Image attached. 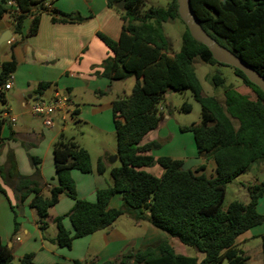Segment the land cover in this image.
<instances>
[{"label": "trees", "instance_id": "1", "mask_svg": "<svg viewBox=\"0 0 264 264\" xmlns=\"http://www.w3.org/2000/svg\"><path fill=\"white\" fill-rule=\"evenodd\" d=\"M56 0H14L17 13L10 15L15 33L21 35L24 22L33 16L32 33L37 31L40 15L50 12L54 18L77 22L85 21L78 13L66 14L47 5ZM120 1H125L119 9ZM108 6L120 13L123 27L115 41L99 33L98 37L109 48L112 56L103 64L102 76L110 81L135 79L132 93L112 103L113 121L117 139L120 166L111 172L112 185L96 192L94 202L79 199L73 170L84 174L93 172L89 152L74 139L61 134L53 146L58 185L47 194L39 181V159L31 157L35 167L33 177L19 173L12 153L7 155L6 166L0 165V177L13 188L18 205L31 196L30 207L39 216L42 230L48 228L49 211L63 194L74 201L66 216L57 217L55 243L71 248L76 239L90 236L112 226L124 215L136 223L148 222L153 228L165 232L185 246L193 247L196 257L177 254L168 241L156 246L137 249L115 261L103 264H249L245 252L236 240L245 232L264 223L257 211L264 196V182L246 185L249 203L235 201L224 210L227 186L239 176L248 173L255 164L264 163V92L248 80L245 74L218 63L209 49L192 38L185 25L182 46L178 53H168V41L163 24L180 20L177 0L167 8L151 7L143 11L144 0H107ZM192 7L203 29L222 46L250 64L264 77V0H191ZM6 0L0 5V22L9 11ZM220 65L233 69L244 85L253 90L256 101L241 95L233 85H226L221 73L212 76L215 87L223 89L224 103L216 97L203 94L196 75L195 62ZM16 69L15 59L2 64L0 87ZM48 85L41 84L39 90ZM190 91L202 108L200 124L181 127L183 133L194 135L197 153L216 164V176L204 173L206 163L183 171L182 160L170 157L155 158L147 153L158 147L154 142L141 145L144 138L155 131L163 120L160 105L169 92ZM0 104H7L0 91ZM184 112L192 110L184 103ZM0 109V148L5 139L3 128L7 124ZM78 113V111H76ZM238 123V127L235 126ZM158 166L163 174L157 177L145 169ZM106 165L97 163V173L103 175ZM201 173V174H200ZM0 193L6 194L0 184ZM121 194L123 205L109 209L111 198ZM14 210V207L11 206ZM68 219L71 228L66 227ZM16 228L18 224L15 223ZM262 255L264 264V236ZM34 254H26L19 264H33ZM11 248L0 238V264H13ZM75 264H82L78 261Z\"/></svg>", "mask_w": 264, "mask_h": 264}, {"label": "crops", "instance_id": "2", "mask_svg": "<svg viewBox=\"0 0 264 264\" xmlns=\"http://www.w3.org/2000/svg\"><path fill=\"white\" fill-rule=\"evenodd\" d=\"M6 1L5 7L9 14H6L0 22V38L6 31H9L12 37L9 42L0 45V73L3 63L10 62L12 57L16 62L15 71L6 78V84L12 83L11 90L3 91L2 86L0 87V91L6 95L7 104H9V99L6 93L14 89L27 98V102H23L24 107L31 100H35L34 106L37 103L46 102L44 97L50 90L52 94L47 100L48 102L56 94L65 95L68 98L65 92L69 94L70 98L68 99L69 108L67 111L56 113L52 127H46L43 124V119L38 117V124L29 123L31 124L30 129L16 128L15 124L19 117L26 113L22 112L20 116H17L13 114L12 107H0L4 112L2 116L7 121L2 132L5 141L0 148V165L6 166L7 156L5 153L8 149V154L14 155L19 173L23 176L33 177L36 169L31 163V157L39 159L40 164L37 166L40 173L39 181L44 193L47 194L52 187L59 184L53 146L61 134L65 135L60 120L66 123L68 115H71L74 120L76 119L74 117L80 114L79 103L74 99L76 90L81 89L94 94L97 106L109 108L111 111L114 100L127 98L131 95L128 94V90L121 92L116 87V81H110L102 76V64L112 56V53L98 37V34L101 33L117 41L121 35L123 21L120 13L108 6L107 0H56L54 4H49L47 7L66 14L78 13L85 18V21L77 22L54 18L50 12H43L35 33H32L34 17L31 16L24 22L22 34L19 35L15 33V25L10 18V15L17 13L16 4L14 0ZM0 5H2V0H0ZM131 80L133 81L129 88L132 91L136 81L135 79ZM41 84L48 86L44 90H39ZM234 87L251 101L257 100L253 90L243 83ZM219 101L221 102V100ZM221 103H224V96ZM162 114L163 120H167L168 117L164 116V113ZM5 115L15 117L16 122H10ZM235 126L238 127L237 122H235ZM7 128L8 135L5 136ZM100 131L102 132V130ZM114 132L116 134L115 126ZM155 132L149 133L141 145L155 142ZM24 135L26 137H22ZM79 145L91 155L93 172L84 174L73 170L71 176L76 184L78 198L94 202L97 190L112 185L110 172L114 167H117L116 163L119 162L117 151L111 154L104 149L95 162L90 148ZM152 151L147 154L155 158L162 157L155 155ZM195 158H200L202 163H206V169L201 173H204L208 178L216 176L214 161L206 162L198 154L190 159ZM187 159L183 157L177 160L187 162ZM99 160H102L106 165V172L103 175L97 173ZM145 170L157 177L163 174V169L158 166ZM242 178L246 180L238 181V179L235 182H239L243 198L241 201H235L248 204L250 199L246 185L264 182V163L255 164ZM1 185L6 194L0 193V238L3 244L12 249L14 258L17 255L20 259L31 253L34 254L33 264H75L76 261L82 263V259L86 260L90 256L92 264H103L107 261H115L137 249L156 246L161 241H168L177 254L189 256L182 246L183 244L178 243L177 239L171 238L166 233L160 235L155 228L148 227L146 233L138 234L144 223L148 222L136 223L132 221L133 225V223L121 221L122 217L107 229L76 239L71 248L59 247L55 243L57 228L54 220L57 217L66 216L73 208L74 201L63 194L59 203L49 211L48 228L42 230L36 210L30 207L32 196L22 205H18L19 202L13 188L4 183ZM122 205V195L116 194L109 201L108 208L119 209ZM11 206L14 207V210L11 209ZM18 210L21 215L18 214ZM257 211L264 216V196L258 202ZM15 223L18 224L17 228ZM64 223L67 228L72 229L67 218ZM262 236H264V223L245 232L236 240V245L249 258V264H263ZM65 249H68L69 253L64 251ZM82 251H84L83 254Z\"/></svg>", "mask_w": 264, "mask_h": 264}, {"label": "rangeland", "instance_id": "3", "mask_svg": "<svg viewBox=\"0 0 264 264\" xmlns=\"http://www.w3.org/2000/svg\"><path fill=\"white\" fill-rule=\"evenodd\" d=\"M171 1L172 0H144L142 9L143 11H147L151 7L167 8ZM163 31L168 41V53L170 55L178 53L182 46V34L185 31V25L183 22L177 19L173 22L165 23L163 24ZM195 70L201 84L203 94L210 97H216L221 100V102H223V89L214 86L212 82V76L214 74L221 73L227 86L233 85L238 87L242 84V81L235 76L233 69L230 67L206 65L201 63L199 60H196ZM132 81L133 80L131 79L116 81V87H118L121 92L123 90H128L127 92L130 95L132 91L129 86L132 85ZM6 94L9 99V104H0L1 108H9L10 106V108L12 107L13 114L17 116H20L22 112L26 113V115L19 117L18 122L15 124L16 128L30 129V122L38 124V116H35L32 112L35 100H31V102L24 107L23 102H27V98H24V96L17 89L7 92ZM51 94L50 90L45 95L44 98L46 102H48L47 100L51 97ZM65 94L68 96V99H70L69 94L66 92ZM62 96L65 97V95ZM74 99L79 103L78 107L80 109V114L74 117L76 118L74 119L75 121L72 119L71 115H68L69 117L66 123L60 120L62 122L61 124H63L65 137L68 139L74 138L78 144L90 148L94 161L98 159L104 149L111 154L114 151H117V139L114 132L112 111L109 108L97 106L98 103L96 102L94 94H90L89 92L81 89L76 90V93H74ZM184 103L191 105L192 110L190 112H184L181 110ZM160 109L162 110V113H164V116L168 117V119L163 120L160 126L155 130L156 132L154 135L156 136V139L154 143H156L158 147L153 149L152 152L155 155L173 157L176 160L183 157L188 158L187 162L192 160L190 158L198 154L194 135L191 132L183 133L181 131V127L201 123L202 108L200 104L194 100L190 91H185L183 93L169 92L165 101L160 105ZM100 130H102V132ZM7 135L8 128L5 136ZM22 137H26V135ZM6 152L7 153L5 154L7 156L8 149ZM116 165L120 166V162H117ZM242 176L243 175L239 176L232 182V184L228 185L224 209H227L231 202L235 200H242L243 192H240L239 182H235L238 179V181L246 180L245 178L243 179ZM0 182L4 183L2 177H0ZM18 214L21 215L20 211ZM121 221L133 223L134 225V222H132L133 220L127 215L122 216ZM148 227L151 228L152 225L150 223H144L138 234L146 233ZM158 231L160 235H164L165 233L160 230ZM182 246L185 248V251L189 256L196 257L198 255L193 247L185 245ZM64 251L68 252L69 250L65 249ZM83 252L84 251H82V254ZM92 263V258H90V256L87 257L86 260L82 259V264ZM13 264H19V258L17 255H15ZM223 264L228 263L227 261H224Z\"/></svg>", "mask_w": 264, "mask_h": 264}, {"label": "water", "instance_id": "4", "mask_svg": "<svg viewBox=\"0 0 264 264\" xmlns=\"http://www.w3.org/2000/svg\"><path fill=\"white\" fill-rule=\"evenodd\" d=\"M177 3L179 17L188 28L192 38L205 45L218 63L230 66L233 69L243 72L250 82L264 92V77L245 60L226 47L222 46L203 29L193 10L191 0H177ZM124 5L125 1H120L118 8L121 10ZM11 37L12 35L9 31L4 32L0 38V45L9 42ZM201 163L202 160L200 158L189 160L182 165V170L188 171Z\"/></svg>", "mask_w": 264, "mask_h": 264}, {"label": "built area", "instance_id": "5", "mask_svg": "<svg viewBox=\"0 0 264 264\" xmlns=\"http://www.w3.org/2000/svg\"><path fill=\"white\" fill-rule=\"evenodd\" d=\"M12 88V83L8 82L1 87L3 91H9ZM70 102L67 97H64L60 94H56L55 97L50 102H40L37 103L32 108V112L35 116H38L43 119V124L46 127H52L55 120V115L58 112L67 111L69 108ZM160 111H162L160 109ZM10 122L15 123L16 118L9 115H5Z\"/></svg>", "mask_w": 264, "mask_h": 264}, {"label": "clouds", "instance_id": "6", "mask_svg": "<svg viewBox=\"0 0 264 264\" xmlns=\"http://www.w3.org/2000/svg\"><path fill=\"white\" fill-rule=\"evenodd\" d=\"M161 113H162V111H161Z\"/></svg>", "mask_w": 264, "mask_h": 264}]
</instances>
